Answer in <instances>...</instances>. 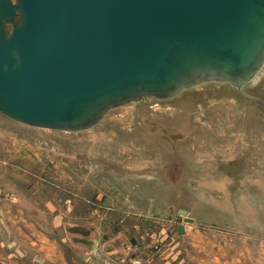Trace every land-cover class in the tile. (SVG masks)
Listing matches in <instances>:
<instances>
[{
	"label": "water",
	"instance_id": "95a60500",
	"mask_svg": "<svg viewBox=\"0 0 264 264\" xmlns=\"http://www.w3.org/2000/svg\"><path fill=\"white\" fill-rule=\"evenodd\" d=\"M263 70L264 0H0V113L28 126L89 132L212 84L264 104Z\"/></svg>",
	"mask_w": 264,
	"mask_h": 264
},
{
	"label": "rangeland",
	"instance_id": "374dc122",
	"mask_svg": "<svg viewBox=\"0 0 264 264\" xmlns=\"http://www.w3.org/2000/svg\"><path fill=\"white\" fill-rule=\"evenodd\" d=\"M245 92L264 100V70ZM173 163L184 179L175 188L176 173L168 175ZM129 173L141 175L135 180ZM112 185L122 188L121 197H112L116 203L147 207L156 196L157 211L169 202L176 203L174 216L181 207L190 217L215 219L200 202L206 194L239 221L264 222V104L230 85L212 84L170 101L120 108L79 134L28 126L0 113V206L20 210L16 238L28 251L39 250L35 222L49 220L40 207L58 206L70 218L78 207L82 214L90 204H103ZM222 217L231 219L227 213L217 219Z\"/></svg>",
	"mask_w": 264,
	"mask_h": 264
},
{
	"label": "crops",
	"instance_id": "0c3cea01",
	"mask_svg": "<svg viewBox=\"0 0 264 264\" xmlns=\"http://www.w3.org/2000/svg\"><path fill=\"white\" fill-rule=\"evenodd\" d=\"M173 165L169 166L171 174L168 175L176 173L171 177V187L175 188L177 180L183 178L181 167L176 170ZM129 174L134 175L135 180L141 175ZM111 189L113 192H103V204L86 207L87 215L84 211L81 214L79 207L70 218L64 216L58 206L40 207V212L49 220L33 225L40 237L36 244L39 250L33 249L36 254L16 238V231L20 230L16 214L20 210L14 205L0 206V264H264V222L239 221L229 214L230 208L213 195L209 199L206 194L201 195L200 202L205 209L217 214L215 219L194 216L195 221L187 223L179 214L181 207L177 209V216L173 215L176 203L164 202L167 206L163 211H157L156 196H152L153 203L147 207L116 203L112 197L116 193L121 197L122 188L112 185ZM224 213L231 219H217L218 214ZM180 225L184 226V233L180 232ZM71 227H80L90 234L84 236L69 231ZM23 233H28L26 227ZM81 239L97 240L95 249Z\"/></svg>",
	"mask_w": 264,
	"mask_h": 264
}]
</instances>
